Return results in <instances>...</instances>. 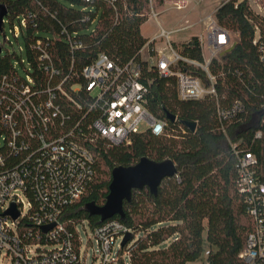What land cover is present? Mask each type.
Masks as SVG:
<instances>
[{
  "label": "trees",
  "instance_id": "obj_1",
  "mask_svg": "<svg viewBox=\"0 0 264 264\" xmlns=\"http://www.w3.org/2000/svg\"><path fill=\"white\" fill-rule=\"evenodd\" d=\"M150 1L0 0V3L7 7L6 20L11 28L21 16L34 14L23 44L32 65L29 73L35 75L36 71V76L43 79L46 73L40 66L44 65L39 51L33 48L38 41L51 53L55 66L65 73L72 65L79 68L89 64L99 53H106L117 63L140 59L139 52L148 39L142 35L141 26L149 18ZM258 1L264 7V0ZM153 2L163 5L165 0ZM215 17L220 25L237 35L234 48L211 64L223 97L220 105L225 107L241 100L246 111L226 122L223 131L212 98L180 101L174 77L146 70L151 80L148 107L166 121L164 133L155 135L145 130L132 135L131 143L113 145L100 140L91 147L98 158L97 175L83 198L62 215L69 229L82 221L94 229L106 220L92 214L89 206L105 203L115 167L132 166L143 157L158 162L173 160L178 169L176 175L165 178L156 193L148 187L134 189L130 201L124 202L123 215L109 218L119 220L132 232L118 251V264H126L125 253L130 264H189L207 249L210 253L205 264H245L239 254L246 245L252 221L237 189V159L229 141H242L240 147L256 156L259 162L256 174L264 182V65L253 44L255 26L264 27V17L254 12L248 0L222 2ZM63 30L75 33L74 42L82 46L72 49L64 40ZM174 45L184 56L203 59L198 36ZM14 61L12 54L6 51L0 54V79L24 75L26 67H15ZM187 70L206 77L193 66ZM166 112L174 114L176 120H168ZM186 122H196L195 130L191 131ZM258 131L262 132L260 138L255 137Z\"/></svg>",
  "mask_w": 264,
  "mask_h": 264
},
{
  "label": "built area",
  "instance_id": "obj_2",
  "mask_svg": "<svg viewBox=\"0 0 264 264\" xmlns=\"http://www.w3.org/2000/svg\"><path fill=\"white\" fill-rule=\"evenodd\" d=\"M248 1L254 12L264 17V7L257 0ZM173 7L181 10L185 5L180 0L173 2ZM216 10L205 17V32L198 35L201 61L184 56L171 38L194 24L166 29L153 0L148 16L157 21L158 30L141 48L140 59L117 63L99 53L89 64L72 65L65 73L38 41L33 48L44 65L40 66L46 73L42 79L36 71L35 75L29 73L32 65L24 44L10 52L0 43V54L6 51L14 56L15 67H26L23 76L0 79V264H85L78 230L81 223L87 224L100 248L101 264L113 262L116 242L130 232L122 222L108 219L91 229L82 221L69 229L62 215L83 198L97 175L98 158L91 147L100 140L113 145L131 143L132 135L145 130L164 133L166 121L148 107L151 80L146 70L174 77L180 101L212 98L223 131L226 122L246 111L241 100L220 105L223 97L211 64L229 52L237 35L218 23ZM33 17L30 13L21 16L12 28L18 44L20 37L24 41ZM64 40L72 49L82 46L74 42L75 33L66 32ZM253 44L264 65V27L255 26ZM188 66L203 71L206 77L188 71ZM261 136V131L255 134L256 138ZM229 142L237 159V189L252 221L239 258L245 264H264V182L256 174L259 162L252 152L240 147L242 141ZM13 204L19 211L16 219L6 213ZM209 253L208 249L204 252L206 256Z\"/></svg>",
  "mask_w": 264,
  "mask_h": 264
},
{
  "label": "rangeland",
  "instance_id": "obj_3",
  "mask_svg": "<svg viewBox=\"0 0 264 264\" xmlns=\"http://www.w3.org/2000/svg\"><path fill=\"white\" fill-rule=\"evenodd\" d=\"M175 1L180 0H165L167 3L164 2L163 5H155V10L160 12L158 19L168 30L184 27L187 24H194L193 27L185 31L174 33L171 36L172 41H175V43H180L181 41H185L197 33L204 34L206 25V21L204 20L205 17L210 13H213L214 10L226 0H182L185 8L181 10H177L173 7V2ZM257 2L260 3L258 0ZM157 30V21L151 16L141 26V33L146 38L151 37L152 34ZM8 40L13 41V45H11ZM0 43H2L5 48L10 50V52L17 49L18 45H23L22 37L19 39V44L15 41L10 22L8 20H5L3 31L0 30ZM205 223L207 222L205 221ZM78 230L83 240V256L85 259V264H101L103 255L97 242L93 238L91 231L88 229L87 224H79ZM122 241V239H118L116 242L114 253L112 255L113 262L111 264H118L116 256L122 245ZM170 241L171 240H169L166 244H168ZM124 259L126 263H129V257L126 253L124 254ZM205 262L206 255L203 253L199 259L189 262V264H205Z\"/></svg>",
  "mask_w": 264,
  "mask_h": 264
},
{
  "label": "water",
  "instance_id": "obj_4",
  "mask_svg": "<svg viewBox=\"0 0 264 264\" xmlns=\"http://www.w3.org/2000/svg\"><path fill=\"white\" fill-rule=\"evenodd\" d=\"M7 15V7L0 3V29L2 27L3 18ZM235 44L228 50L231 51ZM168 120L174 122L176 117L170 112H166ZM185 125L194 131L196 122H186ZM178 169L173 160L167 159L162 162L154 161L148 157L141 158L132 166H117L112 171V180L109 185V193L103 205L91 204L89 210L92 214L99 215L102 221L112 218L115 215H123V205L125 201H130L134 189H142L148 187L152 193H156L158 186L162 181L176 175ZM13 219L19 216V211L13 204L6 212ZM132 232L126 233L122 244L131 237Z\"/></svg>",
  "mask_w": 264,
  "mask_h": 264
},
{
  "label": "crops",
  "instance_id": "obj_5",
  "mask_svg": "<svg viewBox=\"0 0 264 264\" xmlns=\"http://www.w3.org/2000/svg\"><path fill=\"white\" fill-rule=\"evenodd\" d=\"M165 3H167V2H165ZM160 23H161V22H160ZM161 24H162V23H161ZM162 25H163V24H162ZM153 34H154V33H153ZM153 34H152V35H153ZM198 35H201V34H200V33H197V34L192 35V36H198ZM143 36H144V35H143ZM192 36H191V37H192ZM144 37H145V36H144ZM151 37H152V36H151ZM191 37H190V38H191ZM145 38H146V37H145ZM148 38H149V37H148ZM190 38H189V39H190ZM189 39H187V40H189ZM187 40H185V41H187ZM181 42H184V41H181Z\"/></svg>",
  "mask_w": 264,
  "mask_h": 264
}]
</instances>
